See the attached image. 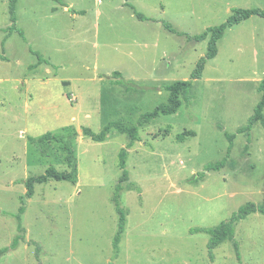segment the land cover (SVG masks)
<instances>
[{
  "label": "rangeland",
  "instance_id": "374dc122",
  "mask_svg": "<svg viewBox=\"0 0 264 264\" xmlns=\"http://www.w3.org/2000/svg\"><path fill=\"white\" fill-rule=\"evenodd\" d=\"M8 2L0 0V249L17 233L24 180L50 165L66 170L65 144L74 151L78 180L34 185L23 198L24 237L0 264H264L260 213L240 220L212 260L209 235L190 232L262 200L264 127L256 122L237 132L261 97L262 17L227 28L189 98L175 113L138 127L139 140L126 148L128 180L120 191L126 221L116 256L111 197L121 174L118 153L129 138L115 129L101 142L81 133L118 119L135 124L165 103L163 86L190 80L206 54L208 39L191 36L224 22L233 8L264 10V0H16L23 36L6 35ZM188 131L194 135L177 139ZM46 132L64 141L38 142ZM227 133L234 137L226 165L193 181L204 165L226 156Z\"/></svg>",
  "mask_w": 264,
  "mask_h": 264
},
{
  "label": "trees",
  "instance_id": "16d2710c",
  "mask_svg": "<svg viewBox=\"0 0 264 264\" xmlns=\"http://www.w3.org/2000/svg\"><path fill=\"white\" fill-rule=\"evenodd\" d=\"M15 2L16 0H9L8 2V14H9L10 25L7 28H5V31L7 35H10L13 31H16L18 32L20 36H23L22 31L19 30L15 24L16 23ZM133 12L138 19L140 20L145 19V17L142 14L138 13L134 9H133ZM252 15H258L264 19V10L257 8V7L233 8L231 9L230 14L228 15V17L226 18L224 22L216 26L208 27L200 34L191 36V38L195 41H199V40L206 39V38L208 39V41H207L206 54L198 59L196 67L190 75V80H176L172 83H169L163 86V88L167 90L169 93L167 97V101L165 103H161L155 106L150 111L142 113L139 116L135 124H128L124 122L123 120L118 119V120H114V121H110L106 123L98 132L91 130L89 127H83L81 129V133L83 136L88 137L95 142L104 141L111 129H115L118 132L125 134L129 138V141L127 142L125 147H122L118 153V156H119L118 166L121 170V174L119 176V181L116 183L114 187V192L111 197L112 202L115 206V210L118 213L117 230L113 237V242H112L114 256H116L119 251L118 244L124 232L125 221H126L125 212L120 206V191L125 187V185H122V183L128 180L126 164H125V158H126V152H127L126 148L131 147L134 141L139 140L138 127L143 124L151 122L159 115H167V114L175 113L181 106L182 99L186 100L189 98L190 88L192 86V80L199 78L201 76L206 60L211 59L216 56L217 42L222 37L225 30L227 28H230L240 23L243 20L248 19ZM163 26L166 30H168L171 33L180 34L171 26V24L167 22H163ZM37 56L38 58H40V55L37 54ZM40 60L43 61L42 58H40ZM43 62H47V60ZM113 75L115 78L122 77L119 71H114ZM117 81L120 82L121 80H117ZM128 87H132V86H128ZM258 91L261 93V97L254 107L253 114L248 119L247 124L239 127L237 129V132H249L252 125L256 122H260V124L264 127V116H263L264 77L260 80V83L258 85ZM184 135H194V132L193 131L182 132L181 134L177 136V139L182 140L184 138ZM226 137L228 141L230 142L228 145L226 156L219 161L204 165L203 172L197 174V177H195L193 181L196 182L198 180H201L203 176L205 175L204 173L206 171H217L226 165L227 157L229 156V152L231 148V141L234 137V134L227 133ZM30 140H32V138H30ZM37 141L40 143L48 142V141L63 142L64 137L61 134L46 132L45 134L40 136ZM63 149L65 152L64 159L67 164L66 170L60 171V170H57L54 166L50 165L47 168H45L43 173L28 176L24 180L26 191L24 193V196L20 197L21 205L19 206L18 212L15 215V219L17 220V233L13 237L12 242L8 248H15L18 245L19 240L23 239L24 237L25 228L21 224V215L23 214L25 210L23 198L24 197L29 198L33 195L35 184L45 183L49 180H57V181L66 180L73 184L77 182L78 180L77 163H76V159L74 156V151L72 147H70V145H67V144L63 146ZM263 191H264V178H263ZM256 212L264 215V193H263L262 200L260 202L258 203H255L252 201L246 202L245 204L238 207L237 211L233 212L229 218L220 222L216 226L208 227V228L193 227V228H190V232L191 233L205 232L209 235L208 242H207V249H208L209 257L212 260L213 258L212 250L215 247H217L220 243H222L223 241L231 240L234 237L235 227L237 226L238 222L244 219L245 217H247L249 214L256 213ZM233 245L238 255V244L234 241ZM8 248H1L0 256L4 254L8 250ZM238 258H239V255H238Z\"/></svg>",
  "mask_w": 264,
  "mask_h": 264
},
{
  "label": "crops",
  "instance_id": "0c3cea01",
  "mask_svg": "<svg viewBox=\"0 0 264 264\" xmlns=\"http://www.w3.org/2000/svg\"><path fill=\"white\" fill-rule=\"evenodd\" d=\"M66 7V6H65ZM7 35V34H6ZM9 36V35H8Z\"/></svg>",
  "mask_w": 264,
  "mask_h": 264
}]
</instances>
